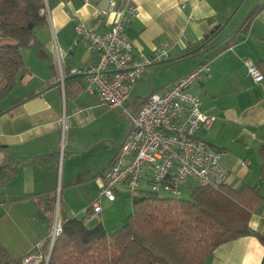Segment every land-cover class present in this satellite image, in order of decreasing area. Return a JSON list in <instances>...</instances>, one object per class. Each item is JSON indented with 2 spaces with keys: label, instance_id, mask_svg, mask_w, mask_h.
Returning <instances> with one entry per match:
<instances>
[{
  "label": "crops",
  "instance_id": "0c3cea01",
  "mask_svg": "<svg viewBox=\"0 0 264 264\" xmlns=\"http://www.w3.org/2000/svg\"><path fill=\"white\" fill-rule=\"evenodd\" d=\"M98 1L48 0L47 22L36 33L44 55L39 56L34 46L22 48L28 74L0 99V164L9 161L14 167L13 176L0 184V242L12 257L40 253L54 222L63 218H83L88 227L102 223L107 232L125 221L124 213L115 219L107 215L111 207L119 206L118 199L125 205L124 186L113 201L102 200L99 213H93L90 203L129 122L125 124L120 116L122 108L97 106L96 94L86 90L84 76L67 78L72 75L69 68L96 58L75 25L84 22L104 31L114 19L111 13L102 14ZM129 1L137 5V14L126 28L133 55L152 53L164 43L165 61L170 62L149 65L125 104L129 101L132 110L140 104L143 96L133 92L140 79L149 80L153 91L161 92L176 78L207 63L208 75L191 89L200 96L203 112L214 119L198 136L222 151V161L230 169L227 186L246 185L264 198V80L254 82L244 63L246 59L264 63V0ZM255 3L262 5L260 10L246 27H239ZM243 4L245 14L239 23L234 16ZM219 25L223 26L219 34L205 41ZM236 28L231 38L207 51L176 59ZM63 113L68 118L66 127L59 122ZM255 205L248 225L264 236V199ZM203 264H264V243L253 235L239 236L218 245Z\"/></svg>",
  "mask_w": 264,
  "mask_h": 264
},
{
  "label": "trees",
  "instance_id": "16d2710c",
  "mask_svg": "<svg viewBox=\"0 0 264 264\" xmlns=\"http://www.w3.org/2000/svg\"><path fill=\"white\" fill-rule=\"evenodd\" d=\"M47 1L0 0V99L28 74L21 49L34 46L44 55L36 33L47 22ZM261 6L255 3L239 27H246ZM221 26L207 33L205 41L215 38ZM236 30L203 48L228 40ZM257 67L264 74V63ZM13 168L0 164V184L13 176ZM262 199L246 185H195L186 199L143 189L131 197L132 211L114 232L102 223L88 227L83 218H63L61 232L50 248L49 239L44 240L42 258L35 264H203L218 245L239 236L253 235L264 243V236L248 225L251 210ZM25 257H12L0 242V264H27Z\"/></svg>",
  "mask_w": 264,
  "mask_h": 264
},
{
  "label": "built area",
  "instance_id": "2783aa9c",
  "mask_svg": "<svg viewBox=\"0 0 264 264\" xmlns=\"http://www.w3.org/2000/svg\"><path fill=\"white\" fill-rule=\"evenodd\" d=\"M105 13L114 15L109 29L98 31L84 22L75 25L77 34L86 42L95 61L71 67L69 74H82L85 88L96 94L104 107H120L128 118V129L111 164L101 174L100 187L90 203L93 213L101 211L102 200L113 201L120 186L133 197L146 186L154 193L181 195L190 180L194 186L218 189L226 183L230 169L222 161V151L199 138L198 131L208 126L214 116L201 109V98L191 85L208 75L209 65L202 63L176 78L161 92L153 91L142 99L136 109L124 106L136 79L151 64L168 58L165 44L152 53L134 56L126 28L137 14V5L126 0L109 2ZM246 74L254 82L264 80V74L251 59L244 61ZM64 75H61L63 80ZM59 122L66 127L65 113ZM61 232L54 222L47 237L49 248ZM38 245L36 248H39ZM40 253L26 256L27 264H35Z\"/></svg>",
  "mask_w": 264,
  "mask_h": 264
},
{
  "label": "rangeland",
  "instance_id": "374dc122",
  "mask_svg": "<svg viewBox=\"0 0 264 264\" xmlns=\"http://www.w3.org/2000/svg\"><path fill=\"white\" fill-rule=\"evenodd\" d=\"M245 6V4H243L238 12L235 14V19H238V22L241 21L242 17L244 16L245 13H241V10L243 9V7ZM245 12V11H244ZM240 23V22H239ZM151 82L147 79H140V82H138L135 86V89L133 92H135L137 95L139 96H145L147 93L150 92L151 90ZM97 101V100H96ZM98 103V102H96ZM99 107H102L101 104L98 103ZM125 106L129 109V110H132V105L131 103L128 101ZM94 112V110H93ZM125 113L121 112L120 116L122 118H125V124L128 123V118L126 116V114L124 115ZM64 149V146L63 144L61 145L60 147V151H63ZM194 186V182L192 180H190L188 182V184L183 188L182 190V193L181 195L178 197V198H188L189 197V193L191 192L192 188ZM144 190L146 191H149V189L144 186L143 188ZM160 196H170L167 192H160L159 193ZM124 201H125V205L121 202V199H118V203H119V206L117 207H111L109 210H108V213L107 215H109L111 217V219H115V217H120L123 215V213L125 214V220H127L128 218V215L131 213L132 211V203H131V197L129 196V192L127 191V189H125V196L123 197ZM123 222V221H122ZM122 224V223H120ZM118 228V227H117ZM112 230H115V229H112ZM114 232V231H112Z\"/></svg>",
  "mask_w": 264,
  "mask_h": 264
},
{
  "label": "water",
  "instance_id": "95a60500",
  "mask_svg": "<svg viewBox=\"0 0 264 264\" xmlns=\"http://www.w3.org/2000/svg\"><path fill=\"white\" fill-rule=\"evenodd\" d=\"M110 1H111V0H99V1H98L97 7H98V9L102 12V14H105V12H106V10H107V6H108V4H109ZM222 27H223V26H221V28H222ZM221 28L216 32V34L219 33V32L222 30ZM210 32H212V30H211ZM216 34H215V35H216ZM225 37H226V36H224L222 39H224ZM222 39H220V40H218L217 42H215L214 45L217 44L218 42H220ZM205 43H206V42H205ZM205 43H202V44L198 45V46L195 47L192 51H194V50H198V49H200L199 53H203V52L207 51V50H208V47L203 48V45H204ZM81 76H83V75H82V74H72V75H70V76L67 77V78H75V77H81ZM151 92H153V88H151L150 92L147 93L145 96H143L142 99L146 98ZM7 165L10 166L9 161L7 162Z\"/></svg>",
  "mask_w": 264,
  "mask_h": 264
}]
</instances>
